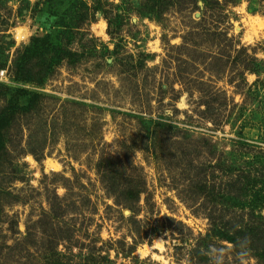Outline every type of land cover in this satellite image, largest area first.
I'll use <instances>...</instances> for the list:
<instances>
[{
	"label": "rangeland",
	"instance_id": "rangeland-1",
	"mask_svg": "<svg viewBox=\"0 0 264 264\" xmlns=\"http://www.w3.org/2000/svg\"><path fill=\"white\" fill-rule=\"evenodd\" d=\"M252 58L264 0H0V264H264Z\"/></svg>",
	"mask_w": 264,
	"mask_h": 264
},
{
	"label": "trees",
	"instance_id": "trees-1",
	"mask_svg": "<svg viewBox=\"0 0 264 264\" xmlns=\"http://www.w3.org/2000/svg\"><path fill=\"white\" fill-rule=\"evenodd\" d=\"M205 2V1H204ZM206 3V2H205ZM57 8V7H56ZM58 9H55V12L56 14H58ZM53 39V36H50L49 40ZM46 40H48V36L45 37V38H39V39H35L34 42H33V45L31 47V51L33 52V55L34 56H37V57H40L42 54H43V51L47 50V46H46ZM238 56H240V53H238ZM252 61L255 62V64H258V63H264V61H259L258 59L256 58H252L251 59ZM254 71V73H258V69H251ZM258 93V92H257ZM257 93L254 92L252 95L253 96H257ZM259 95V93H258ZM262 100V99H261ZM262 102L264 103V101L262 100ZM157 124H161L162 122L161 121H155ZM263 203V202H261ZM234 242V241H233Z\"/></svg>",
	"mask_w": 264,
	"mask_h": 264
}]
</instances>
